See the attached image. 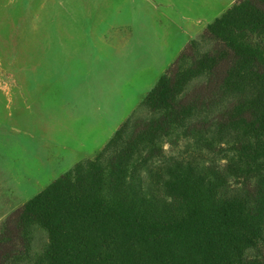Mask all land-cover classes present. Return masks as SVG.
Instances as JSON below:
<instances>
[{
  "label": "trees",
  "instance_id": "obj_1",
  "mask_svg": "<svg viewBox=\"0 0 264 264\" xmlns=\"http://www.w3.org/2000/svg\"><path fill=\"white\" fill-rule=\"evenodd\" d=\"M200 38L137 105L147 117L5 217L0 264L31 224L45 264H264V0L234 1Z\"/></svg>",
  "mask_w": 264,
  "mask_h": 264
},
{
  "label": "rangeland",
  "instance_id": "obj_2",
  "mask_svg": "<svg viewBox=\"0 0 264 264\" xmlns=\"http://www.w3.org/2000/svg\"><path fill=\"white\" fill-rule=\"evenodd\" d=\"M234 1L0 0V224L132 112L147 117L140 95ZM28 238L8 264H45L47 232Z\"/></svg>",
  "mask_w": 264,
  "mask_h": 264
},
{
  "label": "crops",
  "instance_id": "obj_3",
  "mask_svg": "<svg viewBox=\"0 0 264 264\" xmlns=\"http://www.w3.org/2000/svg\"><path fill=\"white\" fill-rule=\"evenodd\" d=\"M184 22H186V21H184ZM187 23V22H186ZM188 24H190V23H188ZM188 24H186V25H181L180 27H179V29H180V32L186 37V41L185 42H187V41H189L192 37H189V34L191 35V33L189 32V29L190 30H192V29H194L195 27L192 25V27H190V26H188ZM163 73V72H162ZM145 94V93H144ZM144 94H142V95H140V97H139V100H141L142 98H143V96H144ZM138 100V101H139Z\"/></svg>",
  "mask_w": 264,
  "mask_h": 264
}]
</instances>
